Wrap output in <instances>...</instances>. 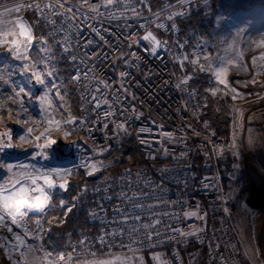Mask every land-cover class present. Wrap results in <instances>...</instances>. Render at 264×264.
Listing matches in <instances>:
<instances>
[{
  "label": "built area",
  "instance_id": "1",
  "mask_svg": "<svg viewBox=\"0 0 264 264\" xmlns=\"http://www.w3.org/2000/svg\"><path fill=\"white\" fill-rule=\"evenodd\" d=\"M204 1L0 2V9L31 8L44 21L80 92L82 113H63L52 71L45 74L32 56L40 39L25 14L18 15V37L0 40V63L11 59L28 89L21 104L32 106L35 118L17 129L0 126V175L23 192L22 199L6 195L5 202L24 219L45 216L57 193L62 212L49 217L57 224L83 192L91 193L94 229L68 235L70 264L157 250L167 251L173 264H186L181 248L189 244L206 246L205 264H239L243 243L215 160L225 142L207 120L208 100L194 85L190 41L178 22ZM148 33L161 42L155 54L143 39ZM124 137H134L145 158L158 162L153 170L139 165L105 174V155ZM77 169L96 181L70 198Z\"/></svg>",
  "mask_w": 264,
  "mask_h": 264
},
{
  "label": "rangeland",
  "instance_id": "2",
  "mask_svg": "<svg viewBox=\"0 0 264 264\" xmlns=\"http://www.w3.org/2000/svg\"><path fill=\"white\" fill-rule=\"evenodd\" d=\"M207 1L209 0L204 3ZM236 1L242 4L239 9L225 7L218 10L217 25L215 19L213 32V51L199 48V51H194L193 61L213 77L218 88L216 91L233 103L229 104L232 109L229 141L218 133L207 116V111L206 117L225 142V148L215 153L216 163L218 164V158L225 156L224 153H229L225 164L229 163L230 168L227 175L222 174L229 183L226 190L229 194L231 221L236 225L243 243L239 264H244L246 260L250 264H264V30H261L264 29V0H254V3ZM221 6H224L223 2ZM17 8L18 11H7ZM22 14L25 11L21 5L0 9V40L18 37L16 18ZM34 35L38 37L35 33ZM44 41L40 43L42 47L39 63L46 69L43 72L50 76V70H54L51 46ZM1 73L2 71L0 75ZM50 77L60 87L61 103H64L63 91L54 71ZM25 89L27 87L23 81L19 85L16 83L14 99L18 103L27 99V94H22ZM26 92L28 93V89ZM34 118L35 111L31 115L17 117L15 127L6 126L3 121H0V126L17 129L21 120L29 125ZM3 163L4 158L0 156V169ZM21 190L13 179H4L0 175V216L8 221L7 224L0 223V246L6 253L8 264H70L67 249H59L46 242L48 230L42 222L43 216L34 221L31 219L33 216L24 219L14 215L16 212L13 211V203L8 205L5 202L6 195H10V199H22ZM13 216L16 223H12ZM49 223L54 224L50 220ZM20 242L24 243L19 245ZM19 252L23 257L18 255ZM141 254L89 257L73 260L71 264H145V256ZM150 256L153 264H173L171 255L164 250L153 251Z\"/></svg>",
  "mask_w": 264,
  "mask_h": 264
},
{
  "label": "trees",
  "instance_id": "3",
  "mask_svg": "<svg viewBox=\"0 0 264 264\" xmlns=\"http://www.w3.org/2000/svg\"><path fill=\"white\" fill-rule=\"evenodd\" d=\"M209 0L194 6L190 13L178 20L183 36L188 37L190 44L189 50L192 58V70L196 75L194 85L198 86L201 94L205 95L208 100L207 116L211 119L218 133L229 141L231 136L232 109L230 107V99L224 97L222 93L216 91L218 88L213 81V77L199 64H194L195 50L206 48L208 52L213 51V32L215 27V19L218 10L225 7L231 8L241 5L236 0ZM223 2L224 6H221ZM157 7V5H156ZM228 10V9H226ZM25 16L31 23L34 33L39 37L40 42L35 46L32 56L35 62L39 63L41 59V45L49 43L52 52V63L56 79H58L64 96L62 112L68 115H80L81 112V96L76 83L71 77V64L61 53L59 46L54 39L48 34L46 24L40 19L31 8L24 7ZM43 43V44H44ZM199 49V50H198ZM0 121L6 126L15 127L16 118L23 115H31L34 113L33 107L26 109L21 103L14 99L16 83L19 85L23 80L16 74L13 63L9 57L0 63ZM13 80V81H12ZM14 82V83H13ZM16 82V83H15ZM24 83V81H23ZM25 84V83H24ZM230 104V105H229ZM15 122V125H14ZM223 158H218L219 169L227 175L229 163L225 164L229 158V153H224ZM106 163L105 174L121 172L128 168H134L139 165H145L151 170L158 163L145 158L138 141L134 137H124L115 145L114 149L104 157ZM225 165V166H224ZM227 165V166H226ZM96 181L85 175L83 170L77 169L73 172V178L70 181L69 189L66 194L73 197L79 193L84 187L91 186ZM223 187L228 189L229 183L225 176L223 178ZM62 197L57 193L54 194V207L43 216L42 222L45 223L47 236L46 242L59 249H67L68 235H77L80 231H90L94 229L89 218V208L93 204V196L91 193L83 192L79 201L68 212L66 219L57 224L49 223L48 218L57 213L62 212L60 202ZM42 216L31 217L32 221ZM169 254L167 251H165ZM182 256L186 264H205L206 263V246L202 244H189L181 248ZM145 256V264H153L151 252L142 253ZM141 254V255H142ZM244 264H250L247 260Z\"/></svg>",
  "mask_w": 264,
  "mask_h": 264
},
{
  "label": "snow or ice",
  "instance_id": "4",
  "mask_svg": "<svg viewBox=\"0 0 264 264\" xmlns=\"http://www.w3.org/2000/svg\"><path fill=\"white\" fill-rule=\"evenodd\" d=\"M18 10L19 9L17 8V9H8L7 11L11 12V11H18ZM143 39L146 40V41H151V43L153 45L151 51H152L153 54H155L156 49L160 47V43L161 42L156 40L155 37L152 36L151 33H148L146 36L143 37ZM38 79H39V77H38ZM221 82H223V81H221ZM142 131H143V129H142ZM93 171H95V166L94 165H93ZM191 215H195V213H192ZM3 219H4V217L0 216V220H3ZM12 223H16V219H15L14 216L12 218ZM8 230L11 231L10 228ZM17 239H19V237H17Z\"/></svg>",
  "mask_w": 264,
  "mask_h": 264
},
{
  "label": "bare ground",
  "instance_id": "5",
  "mask_svg": "<svg viewBox=\"0 0 264 264\" xmlns=\"http://www.w3.org/2000/svg\"><path fill=\"white\" fill-rule=\"evenodd\" d=\"M263 79V77H262ZM264 80V79H263ZM1 192V191H0ZM6 210V209H5ZM13 215V214H12ZM15 215V214H14ZM3 217V216H2ZM8 221H6L5 217L3 220H0V223L2 225V223H6L7 224ZM5 224V225H6ZM12 225V224H11ZM4 226V225H3ZM2 229V228H1ZM3 230V229H2ZM24 242H20L19 245L23 244ZM16 244V243H15ZM18 244V243H17ZM0 245H2L1 241H0ZM21 250V249H20ZM4 250L3 248L0 246V264H8V260L5 258V254L3 253ZM18 255H20V257H23L22 254L19 252Z\"/></svg>",
  "mask_w": 264,
  "mask_h": 264
},
{
  "label": "crops",
  "instance_id": "6",
  "mask_svg": "<svg viewBox=\"0 0 264 264\" xmlns=\"http://www.w3.org/2000/svg\"><path fill=\"white\" fill-rule=\"evenodd\" d=\"M246 2L247 1V3H250V2H252V3H254V0H243V2ZM240 2V1H239ZM255 2H257V1H255ZM240 6H242V4L241 5H239V6H235V7H232L233 9H239V7ZM242 9H244V8H242ZM219 13V12H218ZM219 15V14H218ZM217 18H216V25H217ZM241 29V28H240Z\"/></svg>",
  "mask_w": 264,
  "mask_h": 264
},
{
  "label": "flooded vegetation",
  "instance_id": "7",
  "mask_svg": "<svg viewBox=\"0 0 264 264\" xmlns=\"http://www.w3.org/2000/svg\"><path fill=\"white\" fill-rule=\"evenodd\" d=\"M259 29H261V28H259ZM259 29H258V30H259ZM258 30H255V31H258ZM261 30H264V29H261Z\"/></svg>",
  "mask_w": 264,
  "mask_h": 264
}]
</instances>
